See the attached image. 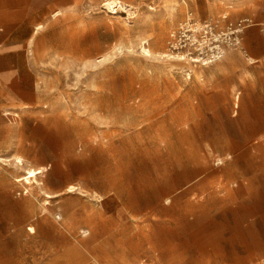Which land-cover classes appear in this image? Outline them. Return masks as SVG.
Returning a JSON list of instances; mask_svg holds the SVG:
<instances>
[{
    "label": "rangeland",
    "instance_id": "374dc122",
    "mask_svg": "<svg viewBox=\"0 0 264 264\" xmlns=\"http://www.w3.org/2000/svg\"><path fill=\"white\" fill-rule=\"evenodd\" d=\"M109 1L50 12L26 44L30 73L0 82L37 87L28 109L0 106V264H195L220 216L209 197L264 204V60L242 45L264 22L214 0ZM192 36L210 40L205 56ZM37 168L42 185L16 182ZM243 215L242 241L263 242L264 212ZM253 253L243 263L264 264Z\"/></svg>",
    "mask_w": 264,
    "mask_h": 264
},
{
    "label": "crops",
    "instance_id": "0c3cea01",
    "mask_svg": "<svg viewBox=\"0 0 264 264\" xmlns=\"http://www.w3.org/2000/svg\"><path fill=\"white\" fill-rule=\"evenodd\" d=\"M75 0H0V82H18L16 76L30 73L25 62L26 44L34 38L33 29L50 12L65 8ZM224 4L226 10L235 11L234 18H249L257 23L264 22V0H214L213 5ZM40 26L36 27L39 28ZM35 28V30H36ZM41 28V27H40ZM35 33V32H34ZM242 45L247 48V58L250 62L254 60H264V39L255 36L252 32H247L242 41ZM242 47V46H241ZM239 51V50H238ZM241 53V51H239ZM24 57V58H23ZM246 57V56H245ZM252 58V59H251ZM254 59V60H253ZM22 70L25 71L22 73ZM34 79V78H33ZM263 80V81H262ZM258 95L256 98L262 100L258 107L264 108V78H259ZM250 91L255 85L247 83ZM37 87L35 79L30 82L26 80L20 87L8 88L0 84V106H31L35 103ZM264 113V111H263ZM261 124L264 117L257 119ZM241 198V197H239ZM254 197H242V202H251L248 199ZM209 202L215 205L206 206L210 214H219L210 218V233L201 235L200 255L194 259L195 264H244L251 256L255 255L264 260V241L253 246L246 240L243 242L245 234L244 212L250 208H256L264 212V204L247 206L238 205L235 207L226 205L231 202V197L215 198ZM216 199V200H213ZM204 213H207L204 211ZM229 214V216H228ZM246 214V213H245ZM206 225V224H205ZM230 229L231 233L226 239L223 238L219 229ZM224 239V240H223ZM243 240V241H242ZM254 247V248H253ZM221 252L218 256V253ZM242 261V262H240Z\"/></svg>",
    "mask_w": 264,
    "mask_h": 264
},
{
    "label": "bare ground",
    "instance_id": "6f19581e",
    "mask_svg": "<svg viewBox=\"0 0 264 264\" xmlns=\"http://www.w3.org/2000/svg\"><path fill=\"white\" fill-rule=\"evenodd\" d=\"M115 2H116V0H115ZM119 4H120V7H123V5L120 2H119ZM109 14H113L114 15V14H116V11L115 12L112 11ZM38 29H40V27L39 28H36V31ZM203 38H206V37H203ZM213 38H214V40H212L213 43L214 42H218V40H217V38H215V36ZM208 41H210V40H206V39H204V40H197L195 37L192 36L190 38V45L192 47H194L198 53H200L199 56H201V55L205 56L206 52L204 53V50H205V48H208L206 46ZM214 48H217V47H214ZM143 51L146 52L147 55H149V51H147L145 49H143ZM192 62L197 63L198 60L197 59H194V60H192ZM22 108L23 109H28L27 106H23ZM6 115H10V113H6ZM15 160H16V163L18 165H22V161H21L20 158H16ZM44 171H45L44 168L29 169V170L26 171V173L23 176L17 178L16 179V182H22L24 185H27V186H31L32 184H37L38 186H40L42 184L38 183V178L43 176ZM70 190H74V187L71 186L70 187ZM46 197L47 198H50L48 195H46ZM44 205L45 206H49L50 204L48 202H44ZM28 231L31 234L34 233V230H32L31 228H29Z\"/></svg>",
    "mask_w": 264,
    "mask_h": 264
},
{
    "label": "built area",
    "instance_id": "2783aa9c",
    "mask_svg": "<svg viewBox=\"0 0 264 264\" xmlns=\"http://www.w3.org/2000/svg\"><path fill=\"white\" fill-rule=\"evenodd\" d=\"M103 6L104 7H107L109 10H113V9H115V8H120V4H119V2L118 1H109V2H107V3H104L103 4ZM106 8V9H107ZM244 23H247V24H249L250 22H249V20L247 21V20H244V21H240V22H238L237 23V29L238 30H240V28L239 27H241ZM238 32V31H237ZM261 32L262 33H264V26L261 28ZM229 41H230V39H229ZM231 42L232 43H234V46H236V48H237V50H239V51H241L242 53L244 52V50H243V48L241 47V45H240V43H239V41L238 40H231ZM228 43H230V42H228ZM214 47H217V46H213V48ZM215 49V48H214ZM216 51L217 50H214V52H212V53H216ZM244 54V53H243ZM93 264H97V263H93Z\"/></svg>",
    "mask_w": 264,
    "mask_h": 264
}]
</instances>
